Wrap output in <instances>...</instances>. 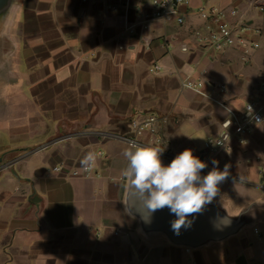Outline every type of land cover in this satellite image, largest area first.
Segmentation results:
<instances>
[{"label": "crops", "instance_id": "obj_1", "mask_svg": "<svg viewBox=\"0 0 264 264\" xmlns=\"http://www.w3.org/2000/svg\"><path fill=\"white\" fill-rule=\"evenodd\" d=\"M151 0H22L11 27L12 67L28 95L24 119L10 122L13 146L25 148L0 168V264H264V208L254 224L220 242L187 252L163 233L146 234L125 203L122 170L129 122L155 112L164 148L185 149L229 176L211 203L238 214L264 202V10L245 0H191L184 22L149 20ZM200 5L245 12L262 47L245 55L199 46L207 30ZM158 64L160 70L151 72ZM200 77L221 103L185 88ZM18 89L19 91V88ZM262 121L240 141L233 115L247 103ZM24 121V122H23ZM20 136L23 139L20 140ZM226 149L210 152V138ZM147 136L143 145L147 144ZM97 154L84 177L81 160ZM64 171L55 172V166ZM80 176H72V171ZM258 229V233L255 232Z\"/></svg>", "mask_w": 264, "mask_h": 264}, {"label": "clouds", "instance_id": "obj_2", "mask_svg": "<svg viewBox=\"0 0 264 264\" xmlns=\"http://www.w3.org/2000/svg\"><path fill=\"white\" fill-rule=\"evenodd\" d=\"M163 151L158 144L141 146L128 142L123 152L127 165L122 170V178L127 182L129 194L139 195L151 212L168 208L176 217L171 228L178 234L182 227H191L190 216L201 213L217 196L219 185L229 176L230 166L226 164L221 171L218 161L213 160L212 170L201 176L207 164L191 149L183 150L167 166L161 159ZM96 160L97 154L89 151L81 166L91 170Z\"/></svg>", "mask_w": 264, "mask_h": 264}, {"label": "built area", "instance_id": "obj_3", "mask_svg": "<svg viewBox=\"0 0 264 264\" xmlns=\"http://www.w3.org/2000/svg\"><path fill=\"white\" fill-rule=\"evenodd\" d=\"M191 0H151L152 14L149 20H164L170 21L175 19L178 24L184 22V17L181 14V8L190 3ZM264 0H245L248 6H257L259 2ZM264 10V5L260 6ZM196 12L203 21L207 30L206 35L197 33V42L199 46L207 51L224 52L229 48L240 47L242 52L247 55L252 50L261 48L260 42L247 37L254 31L245 22V12L238 6L232 8H221L218 6L200 5ZM160 66L158 64L151 67V72H158ZM185 88L191 89L201 95H204L212 100H215L211 94L206 92L208 82L201 80L200 77H186L182 81ZM250 106V109H249ZM233 115L232 124L235 127L237 138L242 141L243 138L251 131L252 125L262 121L263 107L258 105V102L253 101L247 103L244 113L240 116ZM130 134L123 138L127 142L134 141L139 145H143V138H147V144H162V135L160 132V117L155 112H147L141 116L132 118L129 122ZM206 148L213 153H217L226 149V140L220 137L210 138L206 143ZM65 168L55 166V172L64 171ZM90 170L83 168V176L88 177ZM72 176H80L79 172L74 170ZM258 233V229H255ZM187 252L191 248H186Z\"/></svg>", "mask_w": 264, "mask_h": 264}, {"label": "water", "instance_id": "obj_4", "mask_svg": "<svg viewBox=\"0 0 264 264\" xmlns=\"http://www.w3.org/2000/svg\"><path fill=\"white\" fill-rule=\"evenodd\" d=\"M21 2L22 0H0V74L11 72L16 46L10 31ZM24 150L25 148H16L0 153V168H9L7 160ZM161 159L165 166L172 161L166 156H161ZM208 172L207 169L202 170L201 176L207 175ZM125 203L129 214L139 220L146 234L163 233L172 244L192 249L236 235L243 228L254 224L257 208H264V202H253L238 214H232L222 206L209 203L201 213L189 217L193 221L191 227H182L177 234L171 228V222L176 217L168 208L151 212L144 205L142 198L135 193L129 194L128 189Z\"/></svg>", "mask_w": 264, "mask_h": 264}, {"label": "rangeland", "instance_id": "obj_5", "mask_svg": "<svg viewBox=\"0 0 264 264\" xmlns=\"http://www.w3.org/2000/svg\"><path fill=\"white\" fill-rule=\"evenodd\" d=\"M17 75V69L14 67H11L10 73L0 74V151L13 146L16 142L13 140L12 128L9 127L12 125L10 122L24 119L25 113L15 111L28 110V95L20 87L21 82L15 81ZM18 87L19 91L16 89ZM20 137L22 138L18 141L25 140L23 136Z\"/></svg>", "mask_w": 264, "mask_h": 264}]
</instances>
